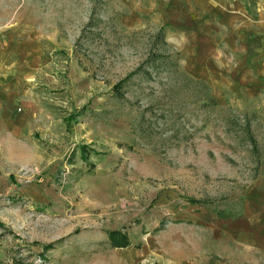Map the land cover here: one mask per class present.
I'll return each instance as SVG.
<instances>
[{"label": "rangeland", "instance_id": "rangeland-1", "mask_svg": "<svg viewBox=\"0 0 264 264\" xmlns=\"http://www.w3.org/2000/svg\"><path fill=\"white\" fill-rule=\"evenodd\" d=\"M0 78V264L250 259L264 0H0Z\"/></svg>", "mask_w": 264, "mask_h": 264}, {"label": "crops", "instance_id": "crops-1", "mask_svg": "<svg viewBox=\"0 0 264 264\" xmlns=\"http://www.w3.org/2000/svg\"><path fill=\"white\" fill-rule=\"evenodd\" d=\"M5 87L6 84L4 80L0 78V92H2ZM3 107L4 104L0 102V109H3ZM250 236L252 237L249 242L250 259L246 264H264V219L259 222L258 230L251 233ZM218 264L225 263L220 262Z\"/></svg>", "mask_w": 264, "mask_h": 264}, {"label": "trees", "instance_id": "trees-1", "mask_svg": "<svg viewBox=\"0 0 264 264\" xmlns=\"http://www.w3.org/2000/svg\"><path fill=\"white\" fill-rule=\"evenodd\" d=\"M108 237L112 244L113 243L118 245L128 244V239L115 229L109 231Z\"/></svg>", "mask_w": 264, "mask_h": 264}]
</instances>
